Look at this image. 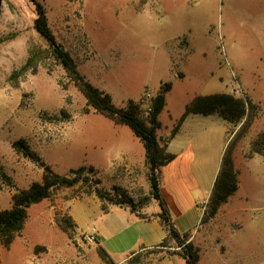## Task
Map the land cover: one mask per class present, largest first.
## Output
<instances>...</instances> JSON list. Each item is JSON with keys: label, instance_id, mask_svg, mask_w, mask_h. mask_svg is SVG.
<instances>
[{"label": "rangeland", "instance_id": "rangeland-1", "mask_svg": "<svg viewBox=\"0 0 264 264\" xmlns=\"http://www.w3.org/2000/svg\"><path fill=\"white\" fill-rule=\"evenodd\" d=\"M38 1L78 73L110 95L118 109L133 102L148 124L152 100L163 84H172L158 118V143H169L175 134L173 145L206 143L201 128L206 124L189 119L193 114L182 120L197 97L230 94L253 105L246 131L241 127L247 116L237 128L230 127L229 138L236 135L237 140L238 191L214 218L208 215V199L205 210L199 208L202 221L188 232L192 251L200 254L198 264H264V158L251 153L252 142L264 131V0ZM37 17L29 0H0V172L6 175L0 173V210L13 207L14 195L43 181L39 162L15 143L24 141L56 174L86 171L76 186L55 190L32 205L20 236L8 248L0 238V264H115L97 253L95 244L85 243L84 233L95 223L87 214L98 206L97 199L114 205L99 199L96 189L121 200L112 191L118 186L112 185L121 184L122 153L142 152L144 145L128 126L88 103L35 30ZM226 137L214 134L209 140L217 157ZM223 157L215 175V168L195 172L201 201L214 187ZM128 192L137 211L159 208L148 181ZM162 246L183 253L175 240ZM164 252L174 251L155 249L120 264H157ZM169 262L185 264L182 258Z\"/></svg>", "mask_w": 264, "mask_h": 264}, {"label": "trees", "instance_id": "trees-1", "mask_svg": "<svg viewBox=\"0 0 264 264\" xmlns=\"http://www.w3.org/2000/svg\"><path fill=\"white\" fill-rule=\"evenodd\" d=\"M29 1L36 6L38 14V17L34 22L35 30L48 43L56 59L67 69L69 77L73 81L78 82V86L86 97L88 103L98 113H102L115 119L117 123L128 126L134 135L140 138L143 142L149 164L151 194L160 206V218L166 225L170 237L182 247L183 253L181 255L185 258L186 264H197L200 261V254L192 251L193 246L191 244H185L184 238H188V235L182 237L179 234L170 216L167 204L160 193L159 187L160 168L171 162L174 158L173 155L167 153L165 146H160L157 140V130L160 127L158 118L166 105V93L172 89V84H163L159 93L152 100V108L148 124L138 117L137 108L133 102H130L126 109H118L112 103L110 95L95 88L88 81H85L84 77L78 73L72 57L65 48L57 42L49 28L42 4L38 0ZM253 110V105L249 101L246 102L230 94H214L194 99L187 107L182 120L188 114H199L204 116L216 114L230 124L231 127L233 126L234 128H237L247 116V122L241 127L242 131H246L251 116L253 115ZM176 131L177 129L174 130V132ZM228 134L230 136L232 130H229ZM235 138L229 139L224 152L220 173L209 198L208 215L210 218H214L218 214L220 207L227 203L229 198L239 189L237 179L238 172L234 167V152L237 144ZM19 145H22L21 152L23 151L26 157L39 162L44 170L43 181L41 183H33L28 189L14 195L13 207L8 210H0V238L4 239L3 246L5 248H8L17 236H20L28 218V209L32 205L48 199L55 190L76 186L83 180L82 173L86 171V167H81L78 170H71L70 175L56 174L50 166L46 165L44 162H40V158L35 153L31 152L29 146L24 141L15 143L14 147L20 148L18 147ZM251 153L253 155H261L264 158V131L261 132L252 142ZM89 170L95 172L93 167H90ZM0 173L6 177L4 173ZM112 191L121 198L119 202H115V198L106 194V192L101 189H96V194L101 200L112 202V204L117 206L128 205L133 211H137L135 201L125 190L120 187H113ZM69 227H71V224H69ZM99 253L102 257H108L101 249L99 250Z\"/></svg>", "mask_w": 264, "mask_h": 264}, {"label": "crops", "instance_id": "crops-1", "mask_svg": "<svg viewBox=\"0 0 264 264\" xmlns=\"http://www.w3.org/2000/svg\"><path fill=\"white\" fill-rule=\"evenodd\" d=\"M193 121L206 124V143L196 146L192 141H185L181 145H173V140L177 134L173 135L172 140L161 139L159 143L161 147L166 148L167 153L174 156L173 160L160 168L159 187L160 193L164 198L170 216L179 232L183 237L188 235L187 244L194 243L193 236L188 229L196 228L202 221L203 215L199 213V208L203 203L207 202L211 192L206 191V197L201 201V185L198 182L197 171H207L215 168L214 175L220 169L222 155L229 142L230 124H228L219 115H199L193 114ZM199 117V118H196ZM215 125V129L213 126ZM202 131V130H200ZM226 134L225 141L220 149L217 157L213 142H209L214 134L223 136ZM201 135V134H200ZM122 174L117 178L121 184H113L125 189L138 185L140 181H148L149 164L146 156V150L142 152L122 153ZM146 179V180H145ZM129 193V192H128ZM130 194V193H129ZM233 196V195H232ZM97 199V198H96ZM77 201V200H74ZM98 206L89 214L95 222L92 227L98 229V242L95 245L97 253L103 250L107 254V260L120 264L126 258H132L155 249L172 250L173 253L166 254L160 258L157 264H171L169 261L173 258H185L181 255L179 247L169 248L162 246L164 241L172 239L169 231L160 218L161 209L154 208L152 211L138 210L133 211L128 206H105L104 202L96 200ZM156 204V200L153 199ZM158 203V202H157ZM219 214V213H218ZM75 227H77L76 217L68 212ZM172 241H174L172 239ZM45 247V252H49V247ZM102 260V259H101ZM102 262L105 264L104 260ZM46 263L45 261L43 262ZM199 263V262H198ZM197 263V264H198Z\"/></svg>", "mask_w": 264, "mask_h": 264}, {"label": "built area", "instance_id": "built-area-1", "mask_svg": "<svg viewBox=\"0 0 264 264\" xmlns=\"http://www.w3.org/2000/svg\"><path fill=\"white\" fill-rule=\"evenodd\" d=\"M206 204L207 202L201 204L203 206V210H205ZM84 241L89 245H96L98 242V229L96 227H91L89 231L84 233Z\"/></svg>", "mask_w": 264, "mask_h": 264}]
</instances>
